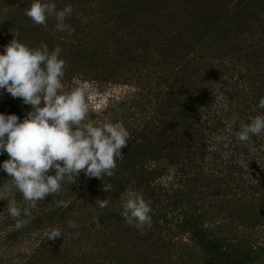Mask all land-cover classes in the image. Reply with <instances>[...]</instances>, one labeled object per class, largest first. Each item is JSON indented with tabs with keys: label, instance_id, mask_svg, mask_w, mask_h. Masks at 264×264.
Listing matches in <instances>:
<instances>
[{
	"label": "trees",
	"instance_id": "1",
	"mask_svg": "<svg viewBox=\"0 0 264 264\" xmlns=\"http://www.w3.org/2000/svg\"><path fill=\"white\" fill-rule=\"evenodd\" d=\"M43 2L55 3L58 10L70 5L73 11L65 23L74 33L57 31L54 17L48 18L46 27L34 25L24 14L32 0H0V54L13 39V33L18 32L19 41L30 47H38L41 42L50 50L57 45L61 47V58L67 63L64 80L71 81L80 75L111 81L128 73L131 78L136 73L131 98L123 104L125 108L119 107V116L113 121H122L132 138L122 149L124 158L117 162L115 175L98 181L96 199L107 198L115 204L132 188L150 203L152 226L141 235L126 224L120 215L121 208L105 210L100 224L105 223L107 228L114 224L126 227L123 231L126 255L115 254V248L123 244L117 242L115 248L111 247V258L97 264H156L164 255L161 249L165 243L160 240V234L172 230L192 238L203 255L202 264H258L249 251L226 242L209 227L226 211L244 227L256 223L250 216L253 205L247 203L254 201L253 197L238 209H223L220 201L211 202L213 196L221 194L215 188L218 182L229 179L240 166L221 164L212 182L202 172L203 165L196 167L195 163L203 160L201 143L223 130L234 113L245 122H249V117L264 115V109L257 107L264 97V0ZM221 61H228L232 70L240 67L244 72L235 79L240 88L227 94L235 106H227L223 118L215 114L213 106H203L208 102L205 91L216 87L224 76L220 71ZM149 69L153 70L149 75L154 74L158 91L151 92L145 81L149 75L141 74ZM0 99V113L5 115L19 117L23 107L29 106L2 89ZM204 108L214 110L205 113ZM237 131L239 121L232 124L234 145L230 157L250 153L248 147L238 144ZM263 139L261 135L252 137L253 150ZM7 159L6 152L0 154V163ZM159 162H162L159 167H147L148 163ZM171 165L176 166L175 176L187 188L184 192L167 191L161 195L153 184L168 173ZM192 167L194 174L188 178ZM7 178L0 170V187ZM104 185H111L112 190L104 192ZM92 189L90 185L87 188L82 185L77 193L87 195ZM48 222H53L52 216ZM153 254L157 255L151 257Z\"/></svg>",
	"mask_w": 264,
	"mask_h": 264
},
{
	"label": "rangeland",
	"instance_id": "2",
	"mask_svg": "<svg viewBox=\"0 0 264 264\" xmlns=\"http://www.w3.org/2000/svg\"><path fill=\"white\" fill-rule=\"evenodd\" d=\"M220 67L224 76H221V82L218 81L220 83L216 87L205 91L208 102L203 106H213L215 114L219 118H223L228 110L227 106H235L227 94L240 88L235 79L244 72L241 71L240 67L232 70L228 61H221ZM150 72L153 73V70H143L141 74L149 75ZM135 75L136 73L130 78V73H128L126 77L111 81L100 77L98 80L83 78L79 75L77 78L73 77L71 81L63 80V83L65 89L80 87L86 90V99L92 119L114 121L115 116H119V107L125 108L126 106L123 104H126V101L131 98L130 94L135 89V80L133 79L136 77ZM153 75H149L150 78L145 79L151 92L159 90L153 80ZM241 84L245 86V83ZM212 109L204 108V111L209 113ZM30 110V106H24L19 118L24 119ZM231 130L232 123L227 121L223 130L207 137V141L201 143L203 162L197 160L195 164L196 167L203 165L202 172L205 177H210L212 182H214L213 176L218 175V170L222 165L230 164L233 168L240 166L241 169H235L230 174L229 179L224 178L222 182H218L219 186H215V188L220 190L221 194L213 196L211 202L220 201L223 209L232 207L238 209L245 207L247 199L253 197L254 201L247 203L253 205L250 216H253L256 223L253 227H244L233 217H230L226 211L222 212L216 221L211 222L209 227L217 234H221L226 242L234 245L239 244L243 251H249L256 258L258 264H264V139L262 144L250 153L237 157L235 155L229 156L225 160L221 158L220 154L229 152L231 155L230 150L234 145ZM261 136L264 138V134ZM241 161L248 163L247 169L241 165ZM161 164L162 162L148 163L147 167L153 169L161 166ZM162 166L164 167V165ZM188 173V178H190L194 174V168L192 167ZM98 181V179L88 178L81 173L76 183L62 186L59 194H54L38 202L37 208L30 210V215L24 216L22 214L21 219L25 226L17 229L15 220L6 211L7 204L14 200L16 205L22 209L27 207V204L23 201L21 194L12 187L8 177L0 187V264H97L104 258H111V247L114 246L115 248L114 243L117 242L123 243L125 246L122 244V246L115 248L117 251L115 254L125 256L127 243L126 239H123L125 237L123 231L126 230V227L114 224L107 228L104 227L106 225L103 223L101 224L102 227L97 229L94 218L98 217L100 221L105 210H109V208L117 211L121 208V202L128 193L135 191L128 188L115 204L108 203L107 207L99 208L95 203ZM82 185L85 188L90 185L93 189L87 195L85 193L79 195L77 192L79 186ZM153 185L156 187V192L161 195L167 191L168 193L175 190L184 192L187 188V184L182 182L178 176L169 179L168 173L156 179ZM240 187L242 189L239 192ZM232 192H235V196ZM233 197L234 199H232ZM50 216L53 219L52 223L48 222ZM69 220L74 221L76 227H69ZM52 228L61 230L62 236L55 240H48L47 234ZM160 236V240L165 243L161 249L164 255L156 264L203 263V255L188 234L172 230L165 235L163 232ZM156 255L153 254L151 257Z\"/></svg>",
	"mask_w": 264,
	"mask_h": 264
},
{
	"label": "clouds",
	"instance_id": "3",
	"mask_svg": "<svg viewBox=\"0 0 264 264\" xmlns=\"http://www.w3.org/2000/svg\"><path fill=\"white\" fill-rule=\"evenodd\" d=\"M72 11L70 5L58 10L55 3L32 0L24 14L34 25L45 27L48 18L54 17L55 29L71 35L75 30L65 21ZM18 36V32L13 33V39L0 54V89L31 107L22 120L15 114L0 113V154L8 155L0 163V170L27 204L23 209L14 200L7 204L6 211L17 229L25 226L22 214L30 215L38 202L59 194L65 183H76L81 173L100 181L105 176L113 177L117 162L124 158L122 149L132 138L122 121H97L90 117L84 88L65 89L67 63L61 58L63 50L59 45L52 50L43 42L30 47ZM257 107L264 109V97ZM237 121L238 144L253 150L252 137L264 134V115L249 117V122H245L234 113L230 123L235 125ZM220 155L227 160L230 153ZM240 163L248 168V163ZM176 172L175 165L169 166L168 178L173 179ZM102 190L111 191V185H104ZM95 203L105 208L109 201L97 198ZM151 212L150 203L141 194L129 192L121 202L120 215L141 235L152 226ZM94 223L97 229L102 227L98 217ZM68 226L74 228L76 224L69 220ZM61 236V230L52 228L47 239Z\"/></svg>",
	"mask_w": 264,
	"mask_h": 264
}]
</instances>
